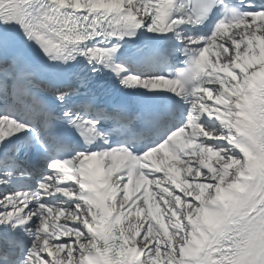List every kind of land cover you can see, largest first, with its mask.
<instances>
[{
	"label": "snow or ice",
	"instance_id": "6c2138e0",
	"mask_svg": "<svg viewBox=\"0 0 264 264\" xmlns=\"http://www.w3.org/2000/svg\"><path fill=\"white\" fill-rule=\"evenodd\" d=\"M0 264H264V0H0Z\"/></svg>",
	"mask_w": 264,
	"mask_h": 264
}]
</instances>
